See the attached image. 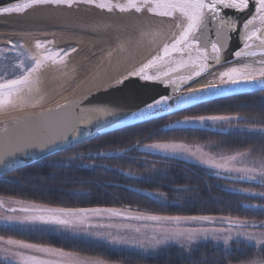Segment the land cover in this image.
I'll return each mask as SVG.
<instances>
[{
	"label": "snow or ice",
	"instance_id": "obj_1",
	"mask_svg": "<svg viewBox=\"0 0 264 264\" xmlns=\"http://www.w3.org/2000/svg\"><path fill=\"white\" fill-rule=\"evenodd\" d=\"M79 8L86 6L108 14H147L160 18V23L141 21L136 29L139 37H150L153 42L164 35L166 22L171 21L176 31L160 40L154 55L144 62L128 68L122 73L109 77L107 88L130 87L136 80L151 81L170 86L171 95H161L147 103L138 111L121 112L116 108H80L81 102L57 105L47 112L38 113L31 120L36 123L23 137L10 141L11 130L0 129V138L5 147L0 149V164L27 149H48L51 145L69 137H75L81 126L107 117L125 119L142 118L146 113L164 109L171 112L175 107L203 99L202 94L216 95L227 89L240 86L258 87L264 91V0H16L8 6H0V16L24 14L41 8ZM249 9L250 18L238 28L231 16L222 14L224 10L245 13ZM116 33L118 49L123 50L127 40L121 39L120 26L105 25ZM232 33L239 34L241 46L233 52L234 60L240 61L219 72L204 86L190 88L188 85L224 62L223 53L229 47ZM107 43V40L105 41ZM34 51L25 49L23 43L9 40L6 47H0V108L15 105L38 91L41 75L51 70L64 72L68 68V58L76 53V47L58 48L53 39H36ZM112 55L111 52L108 53ZM174 99V104L169 101ZM243 125L249 132L264 135V113L260 118L252 115H192L176 121L177 125L196 124L202 127H229L233 123ZM28 121H13V128L28 125ZM209 144L186 143L182 141H162L143 145L148 151H159L171 156H184L197 160L200 164L215 170L220 177L247 183L248 187L234 189L258 203L245 205L248 209L264 214V142L244 150L213 152ZM136 147H141L138 141ZM120 150L117 149V152ZM100 151L73 153L70 161L96 160L110 156ZM106 167V166H105ZM132 175L131 172L127 173ZM259 189L258 191L256 189ZM166 198L164 193H158ZM0 221L5 224L49 225L56 229L83 232L86 235L106 240L113 245H130L141 249L156 248L168 242L181 244L195 259L194 264H231V253L227 251L233 238H243L254 248L245 253L240 264H264V219H249L233 215H160L147 211H133L130 207L65 208L50 207L31 201H7L0 197ZM100 221H106L101 223ZM132 222H136L133 224ZM108 229L109 231H100ZM251 229V231H250ZM200 239L222 241L225 251L216 259L195 256L194 247ZM23 250V251H22ZM0 264H108L96 256H81L77 252L62 248L30 243L21 239L0 236Z\"/></svg>",
	"mask_w": 264,
	"mask_h": 264
},
{
	"label": "trees",
	"instance_id": "obj_2",
	"mask_svg": "<svg viewBox=\"0 0 264 264\" xmlns=\"http://www.w3.org/2000/svg\"><path fill=\"white\" fill-rule=\"evenodd\" d=\"M237 113L260 118L264 113V92L215 100L86 141L0 177V197L50 207H130L133 211L160 215H233L264 219V214L258 210L245 207L260 201L234 191L248 187L247 183L218 177L196 164L164 157L142 147L154 141L211 142L213 151L230 152L264 142V135L259 132L167 127L169 121L181 116ZM138 141L141 147H136ZM100 151L111 155L96 160H66L73 153L95 154ZM129 172L132 175H128ZM149 193H164L166 198ZM0 236L101 257L118 264H194L195 259L186 249L174 245L152 253H141L39 227L0 225ZM194 247L197 249L195 256L200 259H204L205 254L207 259H216L225 251V246L211 242L197 243ZM227 251L231 253V264H240L244 254H251L254 248L233 242Z\"/></svg>",
	"mask_w": 264,
	"mask_h": 264
},
{
	"label": "water",
	"instance_id": "obj_3",
	"mask_svg": "<svg viewBox=\"0 0 264 264\" xmlns=\"http://www.w3.org/2000/svg\"><path fill=\"white\" fill-rule=\"evenodd\" d=\"M15 2L16 0H0V6H8L9 3ZM252 11H254V9H249L245 13H235L233 10H224L222 14L231 16L236 22L237 27L242 29L244 20L250 18ZM145 19L152 23H160V18L149 17L146 13L143 15H137L135 13L108 14L86 6H80L79 8L74 6L72 9L41 8L28 11L24 14L2 15L0 16V28L15 31H38L40 28H58L60 25L68 23L70 25L80 26L86 29L92 27L93 25L107 24L110 21L135 22L136 24H139ZM171 25V21L166 22L164 35L156 38L155 42H153L151 38L143 40L136 46L134 44L131 45L132 42H130L127 46L129 50V54L127 53L128 55L124 54V57H122V52L117 55L113 54L111 60L106 62L104 67L97 71L93 77L82 83L81 86L62 99L56 101L51 100L48 102L43 101L37 104L32 103L35 101L28 100L30 96L28 97L26 95L25 100H17L15 105L0 108V129L8 127L11 130L9 139L10 141L15 142L16 139L23 137L26 131H29L31 126L36 123L31 120V118L35 117L38 113H44L49 109H54L60 104L81 102L80 108L76 109L77 113H79L81 109H84L85 112H87L88 109L92 108L110 107L116 108L118 111L131 114V112L138 111L139 108L145 107L146 104L152 102L154 98H159L161 95H171L172 88L170 86L151 81L136 80L133 86L127 88L123 86L120 88H107L109 77L122 73L128 68L144 62L147 58H150L151 55H154L160 40L167 38L171 32L176 31V29ZM99 32L101 31H98L97 33ZM230 35L231 40L229 47L223 53V64L212 69L209 73L201 76L190 84L183 85L181 87V92H187L190 88L202 87L207 83V81L211 80L212 77H215V74H219V72L224 71L225 68L232 66L233 63L236 65L240 64V61L234 60L232 55L233 52L241 46L239 34L232 33ZM0 38H3L0 39V43L8 42L12 39L7 37V35H3ZM45 73L46 72L41 75V78ZM200 82L203 83L199 84ZM258 92L264 91H260L258 87L242 85L239 88L224 90L216 95L202 94L204 97L203 99L183 105L180 109L173 107L171 112L161 109L146 113L144 117L137 119L107 117L94 120L86 126H81L75 137L60 140L56 144L51 145L48 149H27L24 152L17 153L14 157L9 158L6 163L0 164V177L12 171L35 164L61 151L67 150L105 134L169 117L215 100ZM169 103L174 104V99L169 101ZM24 120L29 122L28 125L21 128H13V121ZM5 146V141L0 138V149Z\"/></svg>",
	"mask_w": 264,
	"mask_h": 264
},
{
	"label": "bare ground",
	"instance_id": "obj_4",
	"mask_svg": "<svg viewBox=\"0 0 264 264\" xmlns=\"http://www.w3.org/2000/svg\"><path fill=\"white\" fill-rule=\"evenodd\" d=\"M105 25L120 26L124 29L121 32V39L127 40V44L123 50L118 49V41L115 39L116 33L112 28L105 31ZM138 25L135 22L110 21L102 25H89L92 27L86 29L68 23L60 25L58 28H40L38 31H15L0 28V37L7 35V37L12 38L11 40L18 38L23 42L24 47L28 49H31L30 47L36 39H53L55 46L58 48L72 46L78 49L76 53H72L68 58V68L64 72L48 70L40 79L39 91L37 93L34 91L30 97L28 96V100L35 101L32 103L38 104L43 101L62 99L93 77L97 71L104 67L106 62L111 60L113 54L117 55L122 52V57H124V54L128 55L127 46L130 42H132L131 45L136 46L143 40L150 38L144 37L141 39L139 37L136 31ZM98 31L101 32L97 33ZM106 40L107 43H105ZM109 52L112 53L111 56L108 55ZM216 76H218V73L215 74ZM215 77H212V79Z\"/></svg>",
	"mask_w": 264,
	"mask_h": 264
},
{
	"label": "rangeland",
	"instance_id": "obj_5",
	"mask_svg": "<svg viewBox=\"0 0 264 264\" xmlns=\"http://www.w3.org/2000/svg\"><path fill=\"white\" fill-rule=\"evenodd\" d=\"M11 41H15L17 43H23L21 40H19L18 38L14 39V40H11ZM7 42H2L0 43V47H6ZM68 47H72V46H64V47H60V48H68ZM31 49H28V48H25L26 50L28 51H32L34 50L33 49V45L30 47ZM185 116H181V117H177V118H174L172 119L171 121L168 122L167 124V127H175V126H178V127H199V128H204L200 125H196V124H189V125H177L176 124V121L178 120H182ZM207 127L213 129V130H217V131H221V132H228V131H232V130H246L248 131V128L246 126H243V125H238L236 124L235 122L233 123V126L229 127L227 124H224L223 126H212L211 124H209ZM154 142H162V141H154ZM154 142H151V143H154ZM149 143V144H151ZM187 143V142H186ZM198 144H201V143H198ZM202 145H205V144H202ZM209 147L211 148V150L213 151V146L212 145H209ZM157 154H160L161 156H164V157H168V158H173V159H178V160H182V161H185V162H188V163H191V164H196L198 166H201L205 169H207L208 171H210L211 173H213L215 175V170L213 169H210L208 168L207 166L205 165H202L200 164L197 160H195L194 158H190V157H184V156H171V155H166L164 153H161L159 151H153ZM213 152H220V151H213ZM68 160V159H66ZM66 160H63V161H66ZM221 177H227V174H223ZM151 196H156L158 197V195H155L153 193H149ZM5 199V201H7L10 197H3ZM13 200H19V199H14V198H11ZM0 211H3L2 209H0ZM101 223H105L106 221H100ZM133 224H136V222H132ZM0 225L2 226H15V227H39V228H45V229H49V230H52L54 232H66V233H69L71 235H74V236H78V237H81V238H84V239H89V240H95V241H100V242H104L110 246H113V247H124V248H128V249H131V250H134V251H138V252H141V253H152V252H155L157 251L158 249L162 248V247H165V246H169V245H174V246H177V247H180V248H183L181 246V244L179 243H176V242H168L166 244H163L161 246H158L156 248H147V249H141V248H138V247H133V246H130V245H113V244H110L108 243L106 240H101V239H98L94 236H89V235H86L84 234L83 232H73V231H67V230H63V229H56L54 228L53 226H49V225H41V224H36V225H18V224H5L3 221H0ZM100 231H109L108 229H101ZM251 231V229H250ZM204 242H211V243H214V244H221L223 245V242L222 241H213V240H204V239H200L199 241L196 242L197 243H204ZM233 242H242V243H245L247 245H250L252 246L248 241L244 240L243 238H233V240H231L229 242L230 243H233ZM224 246V245H223ZM185 249V248H183ZM23 251V250H22ZM81 255V254H80ZM81 256H85V255H81ZM108 264H118V263H110L108 262Z\"/></svg>",
	"mask_w": 264,
	"mask_h": 264
}]
</instances>
